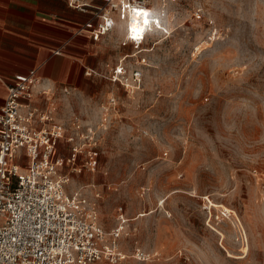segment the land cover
Returning a JSON list of instances; mask_svg holds the SVG:
<instances>
[{"label": "rangeland", "instance_id": "obj_1", "mask_svg": "<svg viewBox=\"0 0 264 264\" xmlns=\"http://www.w3.org/2000/svg\"><path fill=\"white\" fill-rule=\"evenodd\" d=\"M148 2L145 38L119 21L104 64L92 51L96 75L48 103L77 121L59 146L66 162L80 152L67 191L96 204L106 232L122 228L124 264H264V0Z\"/></svg>", "mask_w": 264, "mask_h": 264}, {"label": "built area", "instance_id": "obj_2", "mask_svg": "<svg viewBox=\"0 0 264 264\" xmlns=\"http://www.w3.org/2000/svg\"><path fill=\"white\" fill-rule=\"evenodd\" d=\"M65 1L69 7L91 15L78 31L93 42L110 34L116 21H128L126 38L133 43L143 40L158 23L148 0ZM136 9L148 13L147 26ZM92 21L96 23L93 28ZM132 25L142 27V38H131L135 35ZM139 77L140 72L134 70L135 83ZM124 80L127 86V70L120 64L113 81L123 85ZM6 93L0 110V264H124L126 255L119 249L122 228L106 232L100 225L96 204L80 190L67 191L71 176L63 170L75 165L80 152L72 146L66 162L59 146L61 140L75 141L76 135L68 131L77 121L69 128L55 120L54 109L48 107L55 90L35 72L16 75L6 83ZM35 96L44 98L45 109L32 106ZM95 165L92 159L85 164L91 171ZM73 170L80 173L82 167ZM134 257L146 259L139 248L134 250Z\"/></svg>", "mask_w": 264, "mask_h": 264}, {"label": "crops", "instance_id": "obj_3", "mask_svg": "<svg viewBox=\"0 0 264 264\" xmlns=\"http://www.w3.org/2000/svg\"><path fill=\"white\" fill-rule=\"evenodd\" d=\"M90 19V14L69 7L65 0H0V110L6 83L16 75L35 72L58 94L80 89L88 77L85 72L97 70L92 51L102 54L98 65L104 64L107 38L93 42L78 31ZM118 23L115 37L123 35ZM95 25L92 21L90 26ZM43 99L35 96L32 106L46 108Z\"/></svg>", "mask_w": 264, "mask_h": 264}, {"label": "snow or ice", "instance_id": "obj_4", "mask_svg": "<svg viewBox=\"0 0 264 264\" xmlns=\"http://www.w3.org/2000/svg\"><path fill=\"white\" fill-rule=\"evenodd\" d=\"M135 11H136V15L137 16L143 15L145 17L143 23H144L145 26H147L149 24V20L147 19L148 13L145 10H143V9H136ZM131 31L136 33L135 35H133L131 37L132 39L135 40V39L142 38L141 34L143 32V29L137 28V27H135V25H133L131 27Z\"/></svg>", "mask_w": 264, "mask_h": 264}, {"label": "bare ground", "instance_id": "obj_5", "mask_svg": "<svg viewBox=\"0 0 264 264\" xmlns=\"http://www.w3.org/2000/svg\"><path fill=\"white\" fill-rule=\"evenodd\" d=\"M144 21V20H143ZM128 21H126V22H124V27H127V30L125 31V33L127 34V31H128ZM133 26V25H132ZM131 26V27H132ZM135 27H137V28H140V29H142V27H140V26H138V25H135ZM134 33V32H133ZM136 34V33H135Z\"/></svg>", "mask_w": 264, "mask_h": 264}]
</instances>
